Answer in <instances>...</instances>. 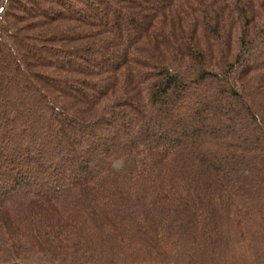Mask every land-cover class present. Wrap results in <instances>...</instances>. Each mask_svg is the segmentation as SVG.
Masks as SVG:
<instances>
[{
  "label": "trees",
  "instance_id": "obj_1",
  "mask_svg": "<svg viewBox=\"0 0 264 264\" xmlns=\"http://www.w3.org/2000/svg\"><path fill=\"white\" fill-rule=\"evenodd\" d=\"M9 258L264 264V0H0Z\"/></svg>",
  "mask_w": 264,
  "mask_h": 264
},
{
  "label": "rangeland",
  "instance_id": "obj_2",
  "mask_svg": "<svg viewBox=\"0 0 264 264\" xmlns=\"http://www.w3.org/2000/svg\"><path fill=\"white\" fill-rule=\"evenodd\" d=\"M121 166H122V163L121 162H118L117 164H116V168L117 169H120L121 168ZM4 250L5 251H7V248H4ZM0 264H42V263H38V262H36V263H32V262H28V263H25V262H18V261H16V260H14V259H12V258H9L6 262H2V263H0Z\"/></svg>",
  "mask_w": 264,
  "mask_h": 264
}]
</instances>
